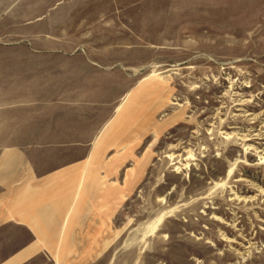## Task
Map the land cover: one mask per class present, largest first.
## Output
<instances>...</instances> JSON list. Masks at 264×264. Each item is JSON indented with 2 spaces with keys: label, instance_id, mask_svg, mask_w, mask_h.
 <instances>
[{
  "label": "rangeland",
  "instance_id": "rangeland-1",
  "mask_svg": "<svg viewBox=\"0 0 264 264\" xmlns=\"http://www.w3.org/2000/svg\"><path fill=\"white\" fill-rule=\"evenodd\" d=\"M32 55L114 67L122 110L61 145L97 176L24 264H264V0H0V56ZM4 234L0 259L34 238Z\"/></svg>",
  "mask_w": 264,
  "mask_h": 264
},
{
  "label": "crops",
  "instance_id": "crops-1",
  "mask_svg": "<svg viewBox=\"0 0 264 264\" xmlns=\"http://www.w3.org/2000/svg\"><path fill=\"white\" fill-rule=\"evenodd\" d=\"M96 64L93 58L74 55L0 56V239L9 226L34 237L0 264H24L51 245L64 229H54L63 218V181L97 176L101 147L89 154V166L81 174L76 158L64 156L61 145L111 144L116 139L102 134L111 127L110 136H118L122 103L116 104L117 94L108 86L114 67ZM65 197L69 200L71 194ZM69 212L64 222L70 221Z\"/></svg>",
  "mask_w": 264,
  "mask_h": 264
}]
</instances>
